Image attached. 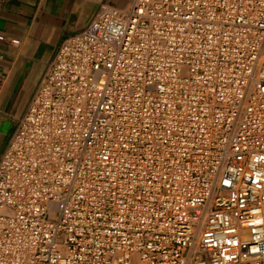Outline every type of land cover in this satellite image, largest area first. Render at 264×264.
Here are the masks:
<instances>
[{
	"label": "built area",
	"instance_id": "obj_1",
	"mask_svg": "<svg viewBox=\"0 0 264 264\" xmlns=\"http://www.w3.org/2000/svg\"><path fill=\"white\" fill-rule=\"evenodd\" d=\"M0 264H264V0L68 38L0 159Z\"/></svg>",
	"mask_w": 264,
	"mask_h": 264
},
{
	"label": "crops",
	"instance_id": "obj_2",
	"mask_svg": "<svg viewBox=\"0 0 264 264\" xmlns=\"http://www.w3.org/2000/svg\"><path fill=\"white\" fill-rule=\"evenodd\" d=\"M130 1L0 0V159L62 44L102 5L126 8Z\"/></svg>",
	"mask_w": 264,
	"mask_h": 264
}]
</instances>
